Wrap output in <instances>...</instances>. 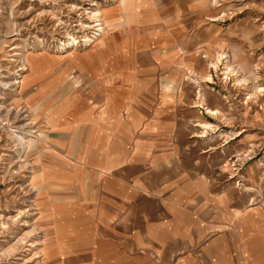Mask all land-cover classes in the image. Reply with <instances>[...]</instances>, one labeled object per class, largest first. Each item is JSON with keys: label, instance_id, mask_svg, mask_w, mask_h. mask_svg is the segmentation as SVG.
Segmentation results:
<instances>
[{"label": "rangeland", "instance_id": "374dc122", "mask_svg": "<svg viewBox=\"0 0 264 264\" xmlns=\"http://www.w3.org/2000/svg\"><path fill=\"white\" fill-rule=\"evenodd\" d=\"M98 9L109 25L85 45L83 39L96 33L93 17ZM71 37L79 41L78 54L63 57L60 49ZM27 49L33 56L24 69L19 54ZM218 49L230 55L240 75L248 76L242 85L231 74L225 78L226 58L217 68L212 65ZM243 64L253 73H246ZM113 70L123 77L115 89L105 85ZM17 80L21 82L15 84ZM254 82L264 86V0H0V264L75 259L73 245L80 241L72 239V252L56 259L63 249L55 239L49 241V231L63 242L71 233L56 218L45 220L49 213L41 210H48L44 180L49 177L50 189H60L54 197H72L67 171L74 163L62 153L63 145L57 153L52 145L73 134L69 126L57 128L55 122L65 126L70 114H79L66 113L76 92L90 94L92 104L100 106L104 92L106 105L109 90L118 95L137 92L130 99L138 135L164 138L169 178L182 179L187 189L197 185L187 192L184 205L196 207V218L181 216L179 225L191 221L192 235L160 239L155 264H185L187 255L195 264H208L211 254L222 249L229 255L218 261L213 256V264H264V93H252ZM27 92L33 93L25 103L20 98ZM102 107L91 113L93 137H103L109 122ZM207 107L220 114H210ZM131 112L117 113L113 124H123ZM148 120H153L155 133L142 128ZM34 121L37 137L22 161L11 129L21 131ZM74 131L82 136L81 129ZM157 142L155 153L161 157L163 141ZM34 172L38 177L33 181ZM156 178L165 177L158 172ZM97 188L102 198L103 187ZM142 212L140 206L138 214ZM211 217L218 219L212 229L206 223ZM215 238L217 246L215 240L209 244ZM138 263L154 264L144 255Z\"/></svg>", "mask_w": 264, "mask_h": 264}, {"label": "crops", "instance_id": "0c3cea01", "mask_svg": "<svg viewBox=\"0 0 264 264\" xmlns=\"http://www.w3.org/2000/svg\"><path fill=\"white\" fill-rule=\"evenodd\" d=\"M113 74L105 77V85L115 89L116 81L123 77L121 71L119 73L114 71ZM109 91L110 93H107L106 96V105L105 92L102 94V104H100L103 106V115L109 119V122L104 126L103 137L90 135L91 113L100 107L92 104L90 94L83 93L82 95L76 92L75 96L72 93L73 104L68 103L66 113L73 112L75 114L77 112L79 114L76 118L74 116L72 118L69 113L70 117H68L69 120L65 126H63V122H61V126L58 125L59 119L55 122L57 128L69 126L68 129L73 134L68 141L55 142L57 144L52 145V149L55 150L52 153H57L60 149L59 145H63V151H65L62 153L69 156L68 158H72L70 160L74 163L73 168L67 171L70 178L67 180L68 190L72 192V197H54V194L60 189H50L53 183L49 182V177L44 180L48 196L46 198L48 204L45 206L48 210H41L49 213L44 218L45 220L50 219L52 222L56 218V223L68 226V234L71 233L67 242H63V238L56 235V232L49 231V241L55 239L59 242L56 244L58 248L63 249L56 253V259L58 254L64 253V251L72 252L69 250V239L80 241L73 245V256L76 260L73 258L67 263L61 264H108L107 262L139 264L138 258L141 255L155 264L153 259L158 255L159 245L157 243H160V239L167 242L177 237H188L195 227L190 221L185 222L186 225L182 224V228L185 227L184 231L181 227L179 229L185 215L196 218L192 212L196 207L184 205H186L187 192L196 189L197 185H193V189H187V185L182 179L172 182L169 178L170 153L169 147H164L166 141L164 138L158 140L159 138L154 136L138 135L139 125L133 126L132 124L135 122L137 111L132 106V99H130L137 96V92L120 93L119 96L114 90ZM29 93L33 92L23 93L20 99H24V102L27 103ZM108 96L111 100L107 99ZM21 102L22 100H20ZM35 109L32 108V111L37 113ZM127 109L133 110L134 113L131 112L132 115L127 118V121H123V124L114 125L115 115L123 110L126 112ZM58 112L61 113L59 109ZM80 118L81 121H79ZM70 122L72 125L69 124ZM145 124L147 126L143 125L142 128H146V134L155 133L153 120H148ZM78 129H81L82 136H75L79 132L74 130ZM157 141H163L161 157L155 153L158 150L155 147L158 145ZM54 156L59 155L55 154ZM158 172H161V176L165 178H156ZM34 173L38 177V173ZM50 173L52 174V172ZM99 185L103 187L102 190H99L100 193L103 192L102 198L95 190ZM38 197L39 195H37ZM41 203L43 204L44 201L40 200ZM140 206L143 208L141 215L138 214ZM154 206L158 208L157 216L154 214ZM187 207L189 212L186 211ZM152 208L154 209L152 210ZM181 216H183L182 219ZM206 223L212 229L213 225L218 224V219L211 217L210 221H206ZM162 231L164 234H161ZM213 240H215L214 246H217V238L209 241V244ZM107 246L109 248H106ZM113 249H116L117 253H113ZM216 253L217 255L215 253L211 255L217 257V261L222 255H229L223 249L221 254L217 251ZM213 256L209 257L211 262L206 263L213 264ZM223 258L228 262L226 257ZM195 262L194 257L191 259L188 255L184 259L185 264H195Z\"/></svg>", "mask_w": 264, "mask_h": 264}, {"label": "bare ground", "instance_id": "6f19581e", "mask_svg": "<svg viewBox=\"0 0 264 264\" xmlns=\"http://www.w3.org/2000/svg\"><path fill=\"white\" fill-rule=\"evenodd\" d=\"M100 13H101L100 9H98L97 12L95 13L94 17H93L97 21V23H96V26H97L96 33L93 36L85 37V39H83L85 45L89 44L90 42L92 43V41H94L95 38L98 37V35L104 34L106 28L108 27L107 25H109L107 22L105 23V21L102 20ZM78 43H79V41H77V39L75 37H71L69 42L64 44L61 47V49H60L62 52L66 53V54L63 55V57H71V56L77 55L78 51H77V47L76 46L78 45ZM45 53L43 51V52H41L39 54V56H43V55H45ZM19 55L21 56L22 62L25 65L22 68L27 69L26 64H28L29 60H31L29 58H31L33 56V52L30 51V49H27V50H24V52H21ZM235 56H236V53L234 54V57ZM229 57H230V55L227 54L226 51L218 49L217 54L215 56V59H212V65L215 68H217L219 62L223 58H226V60L224 59L225 60V71H224L225 78L227 79L229 77V75L231 74L233 76V78H234V81H235L234 83L242 85L243 81L248 79V76L246 74L240 75L239 72H238V70H240V69H237L236 66L234 64H232L231 59ZM242 67H243L242 69H244L246 73H251V74L253 73V70H252L250 65L243 64ZM191 70H193V69L191 68ZM19 76L22 77L23 75L19 74ZM18 82H21V81L17 80L14 83L16 84ZM7 84H8L7 82L4 83V85H7ZM253 86H254L253 87V91H252L253 94L256 95V94H259V93H264V86L263 85H260V84H257L256 82H254ZM107 99L109 100L110 97L108 96ZM203 99H204V97H203ZM207 111L210 114H212V115L220 114L219 113L220 111H218L217 109H212V108H209V107H207ZM35 122L36 121L29 122L28 126H26V127L24 126L25 128H22L23 130H21V131H17V130L11 129V131L13 132V136L16 139V145H17V149H18V154L20 155V158L22 159V161H25V159H23L24 155H26L28 153L30 154L31 150L33 149V141L37 137V136H35V133H37V132H36V130L32 129L31 127H33ZM203 127L207 128V127H213V126H212V124H209V123H203ZM211 129H213V128H211ZM35 179H36V176H35V173H34V175L32 177V180L34 181ZM2 225L6 226V223L3 222Z\"/></svg>", "mask_w": 264, "mask_h": 264}]
</instances>
